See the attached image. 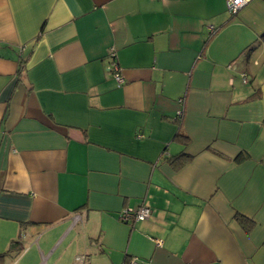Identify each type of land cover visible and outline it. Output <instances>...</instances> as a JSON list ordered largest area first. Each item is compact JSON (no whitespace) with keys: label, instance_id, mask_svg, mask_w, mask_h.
<instances>
[{"label":"crops","instance_id":"0c3cea01","mask_svg":"<svg viewBox=\"0 0 264 264\" xmlns=\"http://www.w3.org/2000/svg\"><path fill=\"white\" fill-rule=\"evenodd\" d=\"M0 254L264 264V0H0Z\"/></svg>","mask_w":264,"mask_h":264},{"label":"built area","instance_id":"2783aa9c","mask_svg":"<svg viewBox=\"0 0 264 264\" xmlns=\"http://www.w3.org/2000/svg\"><path fill=\"white\" fill-rule=\"evenodd\" d=\"M250 0H227V8L229 13L236 14L238 11L245 6ZM212 31L213 28H211ZM115 53L112 52V55ZM115 78L118 81L119 84H121L124 81L123 76L116 72ZM243 81L245 83L248 82V78L243 75ZM152 210L150 207L142 205L137 208H127L123 209L119 213V220L122 222L130 223L132 221L136 220H145L151 216ZM158 243H160L159 240H157ZM124 264H153L151 260L139 258V257H132L128 262H125Z\"/></svg>","mask_w":264,"mask_h":264},{"label":"trees","instance_id":"16d2710c","mask_svg":"<svg viewBox=\"0 0 264 264\" xmlns=\"http://www.w3.org/2000/svg\"><path fill=\"white\" fill-rule=\"evenodd\" d=\"M189 158V156L186 155H178L173 159L174 164H176V166H179L181 164H183L187 159ZM237 219L239 220V222L242 224L243 228L249 232L251 231L252 227L254 226L253 222L251 220H249L248 218H246L245 216L242 215H238ZM19 248V243H15L11 249H16ZM0 257H3V254H0Z\"/></svg>","mask_w":264,"mask_h":264}]
</instances>
